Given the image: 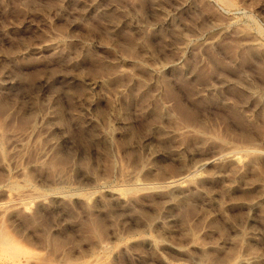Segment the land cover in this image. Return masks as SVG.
<instances>
[{"label":"rangeland","instance_id":"rangeland-1","mask_svg":"<svg viewBox=\"0 0 264 264\" xmlns=\"http://www.w3.org/2000/svg\"><path fill=\"white\" fill-rule=\"evenodd\" d=\"M0 235V264H264V0H0Z\"/></svg>","mask_w":264,"mask_h":264},{"label":"bare ground","instance_id":"bare-ground-1","mask_svg":"<svg viewBox=\"0 0 264 264\" xmlns=\"http://www.w3.org/2000/svg\"><path fill=\"white\" fill-rule=\"evenodd\" d=\"M0 237L3 239V237L0 235ZM0 239V250H2V251H4V252H10L11 250V248H12V246L13 245H11V243H10V241L8 240V242H7V240H5V239ZM7 239V238H6ZM14 242V241H13ZM10 243V244H9ZM16 245V244H15ZM18 249V248H17ZM14 251H15V249H14ZM13 250H12V252H14ZM18 251V250H17ZM16 253V252H15ZM15 253L14 254H12V255H15ZM20 254V253H19ZM16 256V255H15ZM16 258V257H15Z\"/></svg>","mask_w":264,"mask_h":264}]
</instances>
